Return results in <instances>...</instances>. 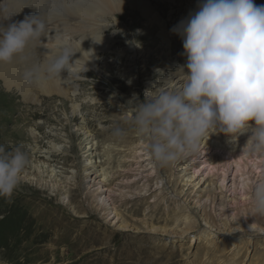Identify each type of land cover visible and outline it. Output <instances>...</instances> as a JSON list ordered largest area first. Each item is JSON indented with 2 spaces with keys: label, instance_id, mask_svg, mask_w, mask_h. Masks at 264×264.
I'll use <instances>...</instances> for the list:
<instances>
[{
  "label": "bare ground",
  "instance_id": "1",
  "mask_svg": "<svg viewBox=\"0 0 264 264\" xmlns=\"http://www.w3.org/2000/svg\"><path fill=\"white\" fill-rule=\"evenodd\" d=\"M160 3L161 5L168 3L171 9L172 5H181V1L176 3L175 0H160ZM200 3L202 0H186L183 12L172 10L168 14V20H172L175 15L180 23L186 16L197 11ZM254 3L264 5V0H254ZM159 4L149 0H0V24L4 27L23 20L26 16L40 14L38 18L47 21L49 33L47 39L42 37L41 41L30 43L24 53L14 57L11 62H0V87L5 90L3 92L18 97L16 106L24 123V130L15 129V133L19 135H22L23 131L25 133L24 151L28 157L20 181L35 184L42 191L51 194L61 203V209L74 218L88 219L94 214L100 222H103L102 225L117 231L131 228L134 224V220L125 217L121 211L123 206L132 199L140 201L139 198H143L146 193H148L147 199H156L160 203L163 200H160L159 192L165 187L167 191L165 195L177 203L175 208L178 212L175 214L177 216L172 222H161L143 211L145 215L141 223L144 229L158 234L155 236L156 240L165 244L171 239H179L180 243L189 241V247L196 241L193 234L201 222L203 223L201 241H205L206 245L210 246L214 240L209 241V239L219 231L204 215L206 203L214 202L215 198L219 200L216 206L220 210L218 213L220 216L226 215V208H231L229 211H237V206L242 204L244 220L240 221L235 213H232L234 218L228 221L229 226L227 223L223 224L225 229L222 230L224 234L221 242L228 244L226 254L231 252L230 264L236 263L240 249L244 247L248 264H253L250 261L257 256L255 252L250 255L249 249H253L257 242L253 244V240L248 237L249 241L240 243L235 236L237 233H232L240 229L244 233H248V230L254 231L253 238L261 237L264 241V235H261V232L264 233V221H259L255 216L246 219L253 209L252 188L264 178V155H242V149L250 132L239 135L234 144L230 143L222 133L221 135H218V132L210 133L209 136H205L197 149L170 164L168 170H163L161 167L158 170V165L150 161L148 150L145 152L148 143L146 139L136 136L131 145H128V153H125L124 150L114 149L110 142H106L108 140L97 138V135L106 133L102 131L106 127L100 122L97 123L95 127L101 129L97 132L88 121L85 108L89 106L98 108L103 104L99 94L92 96L94 93H89L90 96L85 94L84 97L82 87L99 88V82L89 78L91 77L89 72H93L98 79H101L106 74L105 69L117 65L123 57L129 56L126 62L129 65L125 66L131 68L140 65L143 67L149 56H157L156 63L161 71H157V77L147 76L143 79L146 80L144 83L146 90H152L159 78L173 72L180 65L177 59L168 58L172 54L171 34L166 29L165 21H162L160 9L157 7ZM131 14L137 15L143 24L142 29L134 35L127 28L123 30L125 27L119 24L120 18ZM118 25V34L124 39L123 47H116L113 36ZM150 29L156 31L153 48L150 50L134 45L135 37L143 35V32ZM55 34H62L71 51L76 52L70 59V63L76 61L69 66V71L62 70L60 73L63 81L58 78H45L38 71L44 65L47 51L54 46L51 36ZM180 39V36L176 37V40ZM106 58L108 61L105 62ZM29 70L35 71L32 77L25 79L24 73ZM13 107L11 109L14 110ZM54 111L58 113L55 114ZM35 113L39 115L44 113V118L35 119ZM69 126L75 128L76 135L81 136L78 146L81 151L80 168L83 183L79 179L78 168H74L72 161H67L69 152L66 144ZM115 151L119 152L117 157L112 155ZM153 174L157 175L156 178L154 177V185L158 188L161 186V190L156 188L155 191L150 192L146 182ZM73 190H79L84 194L83 201H78L80 205L73 203L71 199ZM157 201L147 208L157 206ZM83 204L86 205L87 211L80 210ZM228 205L230 207H227ZM194 208L200 209L199 216L196 211L194 212ZM5 209L7 210L6 207ZM49 215L52 213L49 212L41 218L45 219L44 224H59L58 218L53 220ZM8 220L9 216L6 214L5 226ZM162 223L168 226H157ZM240 223L242 226L239 225ZM206 255L207 253L204 257ZM218 264L227 263L219 260ZM254 264H264V256L257 259Z\"/></svg>",
  "mask_w": 264,
  "mask_h": 264
},
{
  "label": "rangeland",
  "instance_id": "2",
  "mask_svg": "<svg viewBox=\"0 0 264 264\" xmlns=\"http://www.w3.org/2000/svg\"><path fill=\"white\" fill-rule=\"evenodd\" d=\"M154 1L158 4L160 3V0H149V2L152 3ZM179 1H181V5H172V9L168 6V3L162 5L160 3L157 7L160 9L162 21H165L166 29L171 34L172 45L170 51H172V54H170L168 58H172V60L177 59L178 64H183L186 58L181 55L183 52L182 39L176 40V37L179 35L172 31L173 28L178 26L179 19L174 15L175 17H172L174 20H168V14L172 10H179V13L183 12L185 6L184 2L186 0H175L176 3ZM187 17L188 16H186L185 19ZM119 20V24L125 27L123 30L127 28L133 35L138 32L137 30L140 31V29H142L143 24L140 22L137 15L131 14ZM118 31L119 25L116 32L113 34L116 47H123L124 39L118 34ZM155 35L156 31L154 29L143 32V35L140 34V36L135 37L136 42L134 45L149 48L151 50L154 46ZM168 58H166V60H168ZM128 59L129 56L123 57L120 63L105 69L106 74H104L101 79H98L93 72H89L88 74L91 76L89 78L99 82L98 89L97 87L91 88V86L82 87L84 97H86L85 94L90 96L89 93H94L92 96L99 94L103 100L102 106L98 108L97 106L85 108L87 110L86 115L88 116V121L94 126V131L99 132L98 130H101L95 127L99 122L107 128L102 129V131L106 133L104 135H97V138L99 140H108L106 142H110L109 144L114 147V149L119 151L124 150L126 151L125 153H128L129 146L135 137L138 136L130 123L134 112L132 102L134 100L144 99V93L151 89L146 90V85L144 84L146 80L143 79L147 78V76L155 77L157 69H159L156 63V61H158L157 56H149L143 67L141 65L131 68L126 67L129 65V63H126ZM106 61H108L107 58L105 59V62ZM87 88H89V91H87ZM3 91L5 90L0 87V145H4L6 149L11 150L17 147L18 144V146H22L24 150V140L26 139L24 131L22 135L15 133L16 128L21 129V131L24 128V123L21 121L22 119H20V110L18 106H16L19 99ZM12 107L14 110L11 109ZM57 113L58 112L55 114ZM15 118L18 119L15 120ZM34 118L43 119L44 113L40 115L35 113ZM60 118L61 122L64 124L62 117ZM74 129L73 127H68V143L66 144V149L69 152V156L67 157V161H72L74 168H78L79 179L81 180V151L78 146L81 136L76 135ZM118 130L123 134L118 135ZM218 135H221V133L218 132ZM145 152H147V149ZM117 153L119 152L115 151L112 155H116L115 157H117ZM129 160H131V158ZM113 163L115 164L114 166H116L115 160ZM69 164H71V162H69ZM170 166L171 165L161 167L158 165V170L161 168L163 170H168ZM153 175L149 179L146 178L148 180L146 184H148L150 192L158 188L154 185L157 175ZM81 181L83 183L84 180ZM170 185L171 183L169 187ZM160 187L161 186H159L158 190H161ZM164 188L159 192L161 193L160 200L162 199L163 203H158L156 199H147L148 193H146L143 198H139L140 201L137 202L138 199H132L126 206H123L121 211L125 214V217H131V219L134 220V224L131 225V228L117 231L114 228L102 225L103 222H100L94 214H92L91 217L89 216L88 219L74 218L61 209V203L51 194L42 191L35 184L19 181L18 186L10 197H0V264H218L219 260L223 261V263L226 262L230 264L229 255L231 252L226 254L228 244H226L227 242H221L224 234V231H222L224 228L223 224L227 223V226H229L228 221L234 218L233 215H231L232 213H235L240 221L244 220L245 216L242 217L244 213L243 205L239 204L237 206V211H229L231 208H226V215L220 216L218 215L220 210H218L219 208L216 206L219 200L215 198L214 202L212 201L211 203V201H209L205 204L207 208L204 210V215L209 218L207 219L208 222L215 224L217 230H219L214 234V237L212 236L213 238L209 239V241L214 240L210 246L206 245L205 241H201L202 237L200 233L203 227L202 222L193 234L196 241L190 247L189 241L180 243L179 239L168 240V243L165 244L160 240H156L155 236L158 234L149 231V229H144L141 223L142 218H144L143 215H145L143 211L151 215L154 219L156 218L155 220L158 221L159 219L161 222H172L175 216H177L175 215L178 213L175 210L177 203H174L171 197L165 195L167 191ZM141 194L143 195L144 192ZM131 196L134 197V195ZM82 198H84V194L81 191H72L71 199L73 203L80 205L78 201H83ZM155 201H157L159 205L157 204V206L153 208H147L148 206H152ZM190 203H192V201H190ZM190 206H192V204H190ZM227 207H230V205ZM194 209V212L196 211L199 216L201 213L200 209ZM80 210L87 211L88 209L86 205L83 204ZM202 210L203 209H201V211ZM49 212L52 213V215H49V218L53 220L58 218L59 224H44L45 219L41 218ZM6 214L9 216V222L5 226L4 221ZM252 216L257 217L259 221H264V215L255 214L253 209H251V214L246 216V219ZM239 225L242 226V223ZM157 226L167 227L168 225L162 223ZM253 232L248 230V233H244V231L240 229L232 233H237L235 236L238 237L237 240L240 243L249 241L247 240L248 237L253 240V244L257 242L256 245L253 246V249H249L250 255L255 252L257 256L253 261H250L254 264L257 259L259 260L264 256V241L261 240V237L253 238ZM106 235H108V237ZM261 235H264V233L261 232ZM80 239L82 242L78 241ZM58 240L61 241L59 242ZM79 242L81 244H79ZM244 248L240 249V255L237 257L236 263L234 264L249 263V260H247L248 257L245 258ZM205 253H207V255L204 257Z\"/></svg>",
  "mask_w": 264,
  "mask_h": 264
},
{
  "label": "clouds",
  "instance_id": "3",
  "mask_svg": "<svg viewBox=\"0 0 264 264\" xmlns=\"http://www.w3.org/2000/svg\"><path fill=\"white\" fill-rule=\"evenodd\" d=\"M39 15L7 27L0 24V62H11L30 43L48 38L47 21ZM172 31L182 39L185 63L159 78L143 100L132 102L130 123L148 141L150 161L168 166L215 132L233 144L250 132L242 155H264V5L254 0H202ZM51 38L54 46L38 71L61 80L62 70L68 72L76 61L70 63L76 52L62 34ZM34 71H26L25 79ZM27 159L22 146L8 150L0 145V197L12 195ZM251 204L255 214L264 215V178L253 186Z\"/></svg>",
  "mask_w": 264,
  "mask_h": 264
}]
</instances>
